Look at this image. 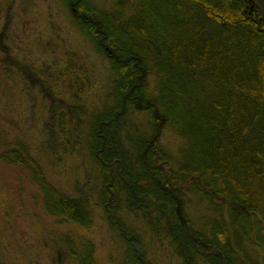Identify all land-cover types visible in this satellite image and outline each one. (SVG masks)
I'll return each instance as SVG.
<instances>
[{
	"label": "trees",
	"instance_id": "obj_1",
	"mask_svg": "<svg viewBox=\"0 0 264 264\" xmlns=\"http://www.w3.org/2000/svg\"><path fill=\"white\" fill-rule=\"evenodd\" d=\"M64 1L108 63L107 102L84 145L78 101L38 95L32 108H45L58 146L85 161L86 186L59 192L21 148L0 160L29 172L60 224L89 230L98 215L123 244L117 264H264V0ZM8 65L0 59L5 77ZM166 131L179 152L162 143ZM190 194L206 203L203 226ZM74 233L60 238L67 255L92 264L90 237Z\"/></svg>",
	"mask_w": 264,
	"mask_h": 264
},
{
	"label": "rangeland",
	"instance_id": "obj_2",
	"mask_svg": "<svg viewBox=\"0 0 264 264\" xmlns=\"http://www.w3.org/2000/svg\"><path fill=\"white\" fill-rule=\"evenodd\" d=\"M64 2L0 0V33L8 46V54L0 51V59L10 63L8 71L12 75L5 77L3 71L8 67L0 66V154L21 148L38 162L49 184L63 194L76 196L77 185L82 189L86 186V163L82 160L75 164L58 146L56 137L47 131L46 125H52L45 108H32V101L37 102L39 96L44 99L38 101L41 104L71 97L78 101L77 139L87 144L92 121L107 102L110 74L108 63L68 21ZM23 71L29 73L25 77L33 81L32 85L20 76ZM38 84L41 88L35 87ZM161 141L179 152L180 141L168 131ZM29 175L27 170L0 160V264H76L60 240L68 232H75L71 235L74 239L90 237L92 264H117L123 244L102 226L99 216L95 219L97 227L89 230L60 224L44 212ZM84 191L89 194L87 187ZM190 198L187 202L193 220L203 226L209 221L203 211L206 203L196 194H190ZM171 263L178 264L175 258Z\"/></svg>",
	"mask_w": 264,
	"mask_h": 264
}]
</instances>
